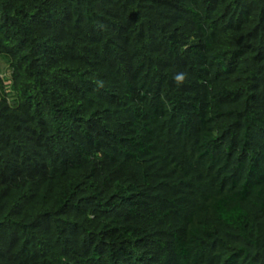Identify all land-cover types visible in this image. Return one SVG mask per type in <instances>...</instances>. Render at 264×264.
Instances as JSON below:
<instances>
[{
  "label": "trees",
  "instance_id": "obj_1",
  "mask_svg": "<svg viewBox=\"0 0 264 264\" xmlns=\"http://www.w3.org/2000/svg\"><path fill=\"white\" fill-rule=\"evenodd\" d=\"M0 264H264V0H0Z\"/></svg>",
  "mask_w": 264,
  "mask_h": 264
},
{
  "label": "rangeland",
  "instance_id": "obj_2",
  "mask_svg": "<svg viewBox=\"0 0 264 264\" xmlns=\"http://www.w3.org/2000/svg\"><path fill=\"white\" fill-rule=\"evenodd\" d=\"M3 64V63H2ZM4 67V66H3Z\"/></svg>",
  "mask_w": 264,
  "mask_h": 264
}]
</instances>
